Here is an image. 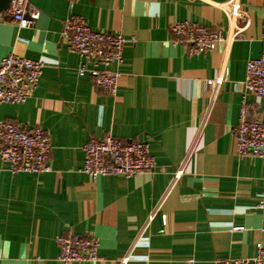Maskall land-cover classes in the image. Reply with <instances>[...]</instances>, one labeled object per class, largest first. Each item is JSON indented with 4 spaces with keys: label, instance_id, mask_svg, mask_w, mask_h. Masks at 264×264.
I'll return each mask as SVG.
<instances>
[{
    "label": "crops",
    "instance_id": "1",
    "mask_svg": "<svg viewBox=\"0 0 264 264\" xmlns=\"http://www.w3.org/2000/svg\"><path fill=\"white\" fill-rule=\"evenodd\" d=\"M30 3L37 15L29 29L10 10L1 14L0 60L14 53L40 61L43 75L25 104L0 107V119L47 132L52 171L12 174L0 160V264H63L57 237L67 231L99 241L100 260L83 264L253 257L264 245V160L238 156L236 128L244 103L251 118L264 113V97L244 91L246 64L263 51L264 0H79L73 11L64 0ZM73 13L94 31L135 39L123 65L112 66L121 73L115 96L79 77L90 64L62 37ZM185 21L226 41L193 55L170 32ZM108 135L148 144L156 171L84 174V146Z\"/></svg>",
    "mask_w": 264,
    "mask_h": 264
},
{
    "label": "built area",
    "instance_id": "2",
    "mask_svg": "<svg viewBox=\"0 0 264 264\" xmlns=\"http://www.w3.org/2000/svg\"><path fill=\"white\" fill-rule=\"evenodd\" d=\"M71 11L79 0H64ZM10 14L21 29L34 25L37 8L30 0H12ZM231 14L244 18L237 5L231 6ZM170 32L182 39L193 55L210 53L226 38L221 32L188 21L170 26ZM70 52L76 53L89 62L81 64L79 77L89 76L95 86L107 95L115 96L119 89L121 73L112 66H122L124 49L128 42L120 34L92 30L83 16L71 14L64 24L62 33ZM242 32L236 38H242ZM263 51L256 59L246 64L244 91L246 94L264 97V30L261 38ZM44 65L17 54L0 60V107L5 104L23 105L37 91ZM220 83V80L217 81ZM209 83L213 84V81ZM251 107L246 103L240 111V123L236 128L237 154L240 158L253 156L264 160V113L251 118ZM52 142L49 134L40 127L27 129L13 122L0 119V160L9 165L12 174H48L52 171L50 155ZM85 160L82 172L93 180L116 176L135 178L154 173L157 162L148 144L126 142L108 135L102 139H91L83 148ZM264 208V200L259 205ZM234 231H242L236 227ZM59 260L63 264H83L100 260L99 241L92 236H82L67 231L57 237ZM223 264H264V245L257 244L256 254L250 258L229 259Z\"/></svg>",
    "mask_w": 264,
    "mask_h": 264
},
{
    "label": "water",
    "instance_id": "3",
    "mask_svg": "<svg viewBox=\"0 0 264 264\" xmlns=\"http://www.w3.org/2000/svg\"><path fill=\"white\" fill-rule=\"evenodd\" d=\"M12 0H0V17L1 14L7 12L10 9Z\"/></svg>",
    "mask_w": 264,
    "mask_h": 264
}]
</instances>
